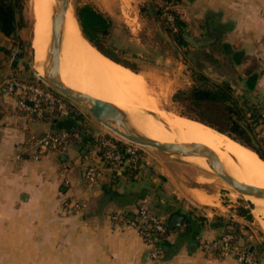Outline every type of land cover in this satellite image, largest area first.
Wrapping results in <instances>:
<instances>
[{
  "label": "crops",
  "instance_id": "obj_1",
  "mask_svg": "<svg viewBox=\"0 0 264 264\" xmlns=\"http://www.w3.org/2000/svg\"><path fill=\"white\" fill-rule=\"evenodd\" d=\"M188 1L191 12L201 19L213 14L216 27L230 30L228 35L238 43L264 45V0ZM16 43L0 32V264H240L203 251L200 240L212 242L227 233L225 226H213L217 219L236 225L245 236L248 221L235 208L229 210L232 206H225L221 197L214 203L207 191L190 185L199 183L201 175L189 162L149 153V176L138 181L142 171H136L129 180L126 170L111 171L104 165L98 144L84 145L82 139L62 153L35 160L33 150L25 148L31 139L65 131L69 122L68 116L56 112L38 116L21 109L17 98L8 94L12 78H36L30 65L33 51L27 60ZM100 125L93 127L102 135ZM21 146L25 149L19 152ZM88 164L99 167L96 182L82 175ZM200 195L212 203H202ZM189 196L220 214L196 210ZM143 207L166 219L168 226L173 214L184 217L164 242L165 254L159 260L151 259L149 246L127 223ZM193 210V216L205 217V224L186 220ZM239 242L245 244L244 239Z\"/></svg>",
  "mask_w": 264,
  "mask_h": 264
},
{
  "label": "rangeland",
  "instance_id": "obj_2",
  "mask_svg": "<svg viewBox=\"0 0 264 264\" xmlns=\"http://www.w3.org/2000/svg\"><path fill=\"white\" fill-rule=\"evenodd\" d=\"M23 2L24 9L21 16L24 20V26L18 31L16 44L18 45L19 54L26 53V59L31 60L36 19L35 21L32 20L31 0H23ZM70 4L71 7L73 6L74 15H76L78 7L91 5L108 19L110 22L109 34L106 37L97 36V40L115 56L135 66L138 73H141L145 78L151 93L157 98L159 108L167 113L180 115L182 109L173 101V96L179 90L192 86V70H197L199 67L211 78L230 81L239 93L243 91V84L239 81V76L244 75L246 69L252 68L256 72H263L258 83L257 93L260 94V100L264 103V45H243L238 43L235 37H230L227 32L221 40L228 42L230 40V43L234 44L236 48L244 49L249 57L244 65L232 67L220 53V45L217 41L204 39L201 22L205 18H199L200 15L189 10L188 0H170L169 3L165 0H70ZM172 11L179 13L181 18L188 24L185 35L188 42L187 47H179L166 27L165 18L170 22L174 20L173 15L170 13ZM218 29L220 33L228 30L221 27H218ZM19 38H22L24 47L21 46ZM208 56H213L218 61H213ZM65 100L68 105V116L73 114L75 118L81 117L79 124L94 132L97 140L107 135L125 140L111 129L100 125L86 109L66 97ZM54 115L58 116L57 113ZM93 124L100 125L105 133L100 135ZM257 131L264 136V126H259ZM144 150L143 164L141 163L140 170H137L142 171L138 174V181H144L150 174L149 170L145 171L149 153L165 157L153 148L144 147ZM177 159L189 162L198 169L201 175L199 183L193 182L190 185L194 184L207 191L215 201L214 203H218L221 197L225 206H232L229 210L235 208L240 211L245 208L249 211L252 218H246L248 222L244 228L246 237L248 239L250 237L249 246L264 242V220L257 217L254 211L249 209L246 200L241 195L221 180L213 171L190 159L179 157ZM104 165H106L105 162ZM131 174L129 173V176ZM111 175L115 176L116 173ZM134 177L135 174H132L130 178ZM189 199L195 204V209L205 212L204 214L210 211L216 212V209L212 210V207L197 201L196 197L189 196Z\"/></svg>",
  "mask_w": 264,
  "mask_h": 264
},
{
  "label": "bare ground",
  "instance_id": "obj_3",
  "mask_svg": "<svg viewBox=\"0 0 264 264\" xmlns=\"http://www.w3.org/2000/svg\"><path fill=\"white\" fill-rule=\"evenodd\" d=\"M60 6L58 0H31L32 20L36 19L32 45L41 72H47L51 55H61V78L67 86L124 109L130 125L153 140L206 146L219 157L225 170L237 181L251 188L264 189V160L257 153L209 126L159 108L157 98L141 73L112 61L83 36L73 6L65 16L63 42L59 48L53 34L52 16L55 7ZM141 109L159 116L155 118L142 114ZM188 159L210 170L204 157ZM198 198L202 203H212L204 195ZM245 199L256 205L254 214L264 220V201L249 197Z\"/></svg>",
  "mask_w": 264,
  "mask_h": 264
},
{
  "label": "trees",
  "instance_id": "obj_4",
  "mask_svg": "<svg viewBox=\"0 0 264 264\" xmlns=\"http://www.w3.org/2000/svg\"><path fill=\"white\" fill-rule=\"evenodd\" d=\"M165 1L170 2V0ZM23 9V0H0V32L5 37L18 40V31L24 26V20L21 16ZM170 13L173 15L174 20L170 22L165 18L166 27L179 47H187L188 42L185 35L188 24L176 11ZM76 17L85 38L97 50L114 62L138 72L135 66L115 56L97 40V36L106 37L110 28V22L101 12L95 10L91 5H84L77 8ZM201 23L204 39L217 41L220 45L219 51L229 65L235 68L244 65L249 60L244 49L236 48L234 44L221 40L230 30L220 33L218 27H216L213 14H209ZM20 44L23 46L24 43L20 41ZM190 56L193 58L192 55ZM20 57L22 56L19 55L18 58ZM208 57L213 61H218L213 56ZM201 69L199 67L197 70H192L193 84L190 88L179 90L173 96V101L182 109L180 115L212 127L251 149L264 160V136L257 131L259 126H264V103L260 100V94L257 93L258 83L263 72H256L252 68L246 69L245 74L239 76V81L243 84V91L239 93L230 81L211 78ZM80 119L81 117L75 118L73 114H70L65 120L69 122L65 127V131L80 132L82 135L81 142L84 145H92L93 143L99 145L100 140L93 137V132L90 129L79 124ZM139 166L126 169L125 175L129 180L133 179L130 177L136 173ZM129 173L132 174L129 176ZM194 211L190 216H185L186 220L191 223H194V220H199L205 224V217L193 216ZM239 212L245 215L247 219L252 218L245 208ZM213 226H225L227 228L226 232L232 233L237 241L244 239V245H250L248 238L236 225L217 219ZM171 232L168 227V233L162 237L164 239L163 246ZM254 254L262 264L264 262V242L255 245Z\"/></svg>",
  "mask_w": 264,
  "mask_h": 264
},
{
  "label": "built area",
  "instance_id": "obj_5",
  "mask_svg": "<svg viewBox=\"0 0 264 264\" xmlns=\"http://www.w3.org/2000/svg\"><path fill=\"white\" fill-rule=\"evenodd\" d=\"M9 95L17 98L21 109L30 111L32 114L42 116L46 113H58L68 116V105L65 96L55 91L38 78H12L7 83ZM31 102L33 106H30ZM82 139L78 131L46 132L40 137H34L25 147L33 150V158L40 160L49 153H62L73 141ZM104 151V162L111 171H124L128 167L136 168L144 161L145 150L143 146L120 140L113 136H103L99 143ZM19 147L18 151L25 149ZM82 175L87 182H96L100 176L99 167L88 164L84 167ZM122 216V215H117ZM117 216H114L116 219ZM128 225L138 230L143 241L150 248V257L159 260L165 254L163 236L168 233L167 221L143 207L137 211L134 219L127 221ZM201 241L204 252L221 257H232L240 264H261L250 246L241 245L232 233H225L220 239L207 242Z\"/></svg>",
  "mask_w": 264,
  "mask_h": 264
},
{
  "label": "water",
  "instance_id": "obj_6",
  "mask_svg": "<svg viewBox=\"0 0 264 264\" xmlns=\"http://www.w3.org/2000/svg\"><path fill=\"white\" fill-rule=\"evenodd\" d=\"M58 1L61 2V6L55 7L54 9V13L52 16V29L57 46L61 48L66 21L65 16L71 4L70 0ZM30 65L35 71L36 78H38L40 81H42L52 89L58 91L74 103L86 109L100 124L111 129L125 140L143 147L153 148L169 157H179L181 159H188V157H204L210 170L213 171L226 184L231 186L244 199L245 197H249L264 201L263 188H251L247 184L237 181L225 170L219 157L206 146L198 143H188L186 145H182L176 142H158L156 140H153L139 133L130 125L128 114L124 109L116 105L103 103L91 95L79 92L67 86L61 78V55L57 54L50 56L49 67L47 69V72L45 73L41 72L38 69L35 49L33 48V62H31ZM28 104L30 106H33L31 102H28ZM139 111L142 114L150 115L155 118L159 116L157 113L149 110L141 109ZM179 116L188 120H192L182 115ZM64 158L65 156L62 155L61 160ZM246 203L251 211H254L256 209V205L251 200H246ZM183 222L184 217L176 213L170 217L168 227L170 230H174L176 227L181 226ZM254 249L255 247L252 246L250 248V251L253 252Z\"/></svg>",
  "mask_w": 264,
  "mask_h": 264
}]
</instances>
